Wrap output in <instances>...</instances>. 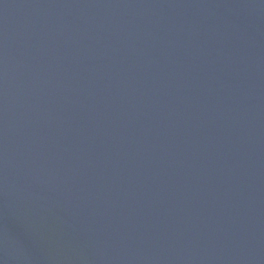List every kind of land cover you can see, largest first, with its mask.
<instances>
[{
	"label": "water",
	"instance_id": "1",
	"mask_svg": "<svg viewBox=\"0 0 264 264\" xmlns=\"http://www.w3.org/2000/svg\"><path fill=\"white\" fill-rule=\"evenodd\" d=\"M0 264H264V0H0Z\"/></svg>",
	"mask_w": 264,
	"mask_h": 264
}]
</instances>
